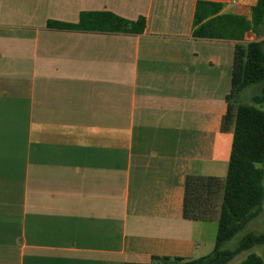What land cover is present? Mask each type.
Masks as SVG:
<instances>
[{"label": "crops", "instance_id": "obj_1", "mask_svg": "<svg viewBox=\"0 0 264 264\" xmlns=\"http://www.w3.org/2000/svg\"><path fill=\"white\" fill-rule=\"evenodd\" d=\"M199 1L247 18L257 2L0 0V264H150L215 245L217 217H184L185 184L227 176L236 42L194 36ZM94 12L144 29L52 25Z\"/></svg>", "mask_w": 264, "mask_h": 264}, {"label": "trees", "instance_id": "obj_2", "mask_svg": "<svg viewBox=\"0 0 264 264\" xmlns=\"http://www.w3.org/2000/svg\"><path fill=\"white\" fill-rule=\"evenodd\" d=\"M143 18L130 22L108 12L81 13L78 24H52L54 27L112 32H141ZM194 36L201 39L235 41L232 86L226 97L227 113L222 130L233 126V142L227 176H188L185 184L184 217L211 221L218 212V229L211 254L199 258L154 256L150 264H228L255 246L264 245V232H247L236 246L224 249L247 224L257 217L264 200V40L245 42L248 33L256 38L264 32V0L251 7L250 17L221 13V5L199 1L194 15ZM259 85L253 104H238L237 98L250 86ZM221 195V196H220ZM220 198L219 206L217 200ZM136 264V263H128ZM238 264H264L261 256L250 252Z\"/></svg>", "mask_w": 264, "mask_h": 264}, {"label": "rangeland", "instance_id": "obj_3", "mask_svg": "<svg viewBox=\"0 0 264 264\" xmlns=\"http://www.w3.org/2000/svg\"><path fill=\"white\" fill-rule=\"evenodd\" d=\"M254 39H258V40H264V32L262 33V35L258 38H256L254 36V34H252V36L247 37L248 41H252ZM260 92V86L259 85H252L250 87H248L235 101L234 106L238 105V104H253L252 103V97L256 94H258ZM264 109V106H263ZM259 167H261L264 170V163L258 165ZM263 184H264V180H263ZM221 196V195H220ZM219 201L220 198H218L217 200V204L219 206ZM218 212L219 209H215V217H218ZM212 221V220H211ZM209 227L212 229V234L214 236L217 235V229H218V220L216 222H210ZM247 232H254V233H263L264 232V200H263V204H262V210L260 212V214L255 217L254 219H252L247 226L241 231L239 232V234L233 238L231 241H228L224 244L223 248L224 249H231L234 246H236L238 240L240 239V237H242L244 234H246ZM214 246L212 247L211 245H209L205 250L204 255H209L211 254V252L213 251ZM250 252H254L256 254H258L259 256H261L264 260V245H259V246H255L253 249H251L248 252H244L240 255H238L237 257H235L232 261H230L228 264H238L239 262H241L246 256L247 254H249Z\"/></svg>", "mask_w": 264, "mask_h": 264}]
</instances>
